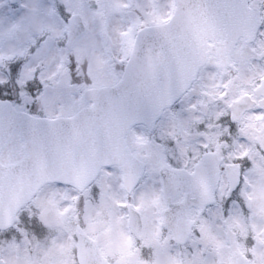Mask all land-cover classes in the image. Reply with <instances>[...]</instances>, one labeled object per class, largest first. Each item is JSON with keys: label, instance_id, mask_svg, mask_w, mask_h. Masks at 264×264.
<instances>
[{"label": "snow or ice", "instance_id": "snow-or-ice-1", "mask_svg": "<svg viewBox=\"0 0 264 264\" xmlns=\"http://www.w3.org/2000/svg\"><path fill=\"white\" fill-rule=\"evenodd\" d=\"M0 264H264V0H0Z\"/></svg>", "mask_w": 264, "mask_h": 264}]
</instances>
